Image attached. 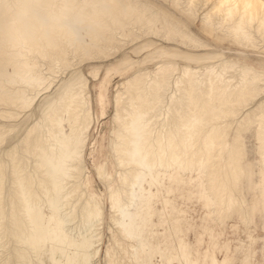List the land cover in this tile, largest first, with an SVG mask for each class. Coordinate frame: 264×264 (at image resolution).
I'll return each mask as SVG.
<instances>
[{"label": "bare ground", "instance_id": "6f19581e", "mask_svg": "<svg viewBox=\"0 0 264 264\" xmlns=\"http://www.w3.org/2000/svg\"><path fill=\"white\" fill-rule=\"evenodd\" d=\"M213 1L0 0V36L17 38L10 46L5 42L6 53L22 48L33 58L39 48L29 49L36 37L47 38L41 46L47 43L45 54L49 46L60 48L53 37L60 27L73 36L72 48L101 30L96 38L104 44L115 37L116 45H107H120L121 51L89 71L69 69L72 62L63 63L55 51L68 72L51 88L45 82L43 90L44 72H30L37 61L27 58L18 70L21 56L10 58L15 69L0 60V106L11 108L0 113V264H100L107 208L116 248L107 250L106 264H254L253 239L234 246L240 233L230 229L264 230V48L238 47L244 39H264V0ZM130 11L147 35L140 42L137 34L139 41L131 39L135 43L124 47L122 39H129L131 25L136 27ZM201 12L207 15L199 18ZM221 17L226 23L217 22ZM75 51L86 61L95 52ZM39 52L41 65L52 58ZM104 69L106 80L112 70L121 78L97 148L102 200L91 186L84 153L102 116L89 79L98 81ZM105 85L97 95L109 92ZM38 89L40 96L39 91L38 97L30 95ZM100 107L103 113L108 109ZM251 129L259 155L258 185L244 153V134ZM188 201L202 206H186ZM200 210L213 229L211 239L198 232L189 242L190 214ZM219 237L225 240L217 242Z\"/></svg>", "mask_w": 264, "mask_h": 264}, {"label": "rangeland", "instance_id": "374dc122", "mask_svg": "<svg viewBox=\"0 0 264 264\" xmlns=\"http://www.w3.org/2000/svg\"><path fill=\"white\" fill-rule=\"evenodd\" d=\"M215 1V0H214ZM213 1V2H214ZM212 2V3H213ZM119 8H120V6H118ZM183 8H184V6H183ZM210 8H212V6H209L208 7V9L206 10L207 12H205V13H207V14H209L210 13V11H211V9ZM208 11H209V13H208ZM125 13H127V11L125 12ZM124 13V15L127 17V16H133L134 18H133V21L130 19V22L132 21L133 22V25H134V23L136 24V27L138 28L139 26H138V22L136 21V17H135V12L134 11H130L129 12V15L128 14H125ZM205 13H203V12H201V14H200V16H198L199 18H201V16L202 17H204V16H206L207 14H205ZM213 13V12H212ZM211 13V14H212ZM205 14V15H204ZM93 20H91V21H93V22H95L96 20H94L95 19V17L94 16H92L91 17ZM129 18V17H128ZM198 19V18H197ZM218 19V18H217ZM220 19V20H219ZM218 20H217V22H219V21H223L224 19L221 17V18H219ZM139 21V20H138ZM221 21V22H222ZM131 22V23H132ZM223 22H225L226 23V21L224 20ZM223 22H222V24H223ZM91 23V22H90ZM97 22H95V24H96ZM93 24V23H92ZM221 24V25H222ZM140 25V24H139ZM219 25V24H218ZM229 25H231L230 24V22H229ZM227 27H228V25H226ZM131 27L133 28L132 30H133V32H132V30H130V33L128 34V36H127V39L128 40H126V38L125 39H122V41L124 42L123 44H121L122 43V41H121V46H131V44L133 45L134 43H135V41H139V36L138 35H140V39H142V40H140V42L141 41H143L144 40V38H145V36L147 35V33L144 31V30H141V28L142 27H139L138 29H136V27H135V25L134 26H132L131 25ZM135 27V28H134ZM157 28H160V27H157ZM226 28V27H225ZM143 29V28H142ZM197 28H195V27H193V30L194 31H198V29L196 30ZM136 30V31H135ZM59 31V32H58ZM63 31V32H62ZM65 29L64 28H62V27H60L58 30H56L55 31V34H54V32H53V37H55V39H56V42L55 43H57V44H59V47L60 48H58V45H57V47H56V49H52V48H50V46L49 47H47V51L48 50H50L49 51V53L48 52H46V54H49V56H51L52 58L51 59H46V60H44V62H43V64L41 65V63H42V60H41V62H40V60H37V56L38 55H36V52H37V54H38V52H39V54L40 53H44L45 54V52H44V50L46 51V47H45V45H47V43H45L46 41H47V38H42L43 40H41L40 38H37L36 37V40L35 41H37L36 43V45H34V46H31V48L29 49V50H31L32 51V48L33 47H36V48H33V52H34V50L35 49H38L35 53H34V56H33V58L35 59V61H34V59L32 58V55H33V53L32 52H30V53H32V54H30L28 51H21L22 50V48H19V49H11L12 50V52H7L6 53V50H8L9 51V46L12 44V42H14L15 40H17V38H15L14 36H12V35H7V36H5V37H2V36H0L1 37V39H4V38H6V37H8V39L6 38V40L7 41H4V40H2V41H0V42H2V44L0 43V48H2L3 47V50H5L3 53L5 54H7V56L6 55H3L2 54V49H0L1 51H0V60L2 59V60H4L3 61V63H6V62H8L9 63V65H11V64H13L14 65V63H16L15 62V60H13V59H15L16 57H12L13 55L14 56H21V60H20V63L18 62V66L15 64L14 66L13 65H11L14 69H15V67H16V69H18V70H22L23 69V64H26V62H27V60L29 59V61L28 62H36L35 63V65H34V69L32 68L33 67V64H31V71L30 72H32V70H33V72H34V74L32 73L31 75L32 76H34L35 75V71H36V76H37V73H38V76H40V74L41 73H46L47 71H49V73L47 72V76H44L45 74L43 73V74H41V78H43L44 79V87H42V90H43V88H47V86L49 87V88H51V84L54 82L55 84H56V80L57 81H61L63 78H62V76H65L66 75V73L68 72V68H67V70L65 69V66H64V69H62V66L63 65H61V63L63 62L62 61V59H64V62L63 63H69L68 64V66L71 64V62H72V64L70 65V66H73V67H69V69H71L72 70V68H73V70H75V69H79L81 66H83V67H81V68H85V70L86 71H89L90 69H89V66H96V67H100V66H102L105 62H109V60L111 61V60H113L114 59V57L116 58V57H119V55H121V51H120V45H119V47L118 46H115V47H117V48H115V47H110L109 45H111V46H113V44L114 45H116L115 43H117V40H115L116 38L114 37V39H112L113 37H111V38H109V36H108V40L106 39V41H108V42H104V44L102 43V41H100L101 39H102V37L101 38H99V40L97 39L98 37H99V35H101V30L98 32V37L96 38V37H94V35L91 37L92 39H90V38H88V37H84V41L85 42H83L84 44H85V46L87 45V46H91V47H87L86 46V48H85V46H83V43L80 45L81 46V48H80V46L79 45H77V44H74L73 46V48H74V50H73V48H72V46H70L69 44H70V41L71 42H73V36H71V33H67V34H70V36H68L65 32ZM103 31V30H102ZM134 31H135V33H134ZM141 31V32H140ZM144 33H143V32ZM219 32H220V30H219ZM57 33V34H56ZM104 33H105V31H104ZM104 33H102V34H104ZM133 33H134V35H133ZM139 33H141V34H139ZM142 33H143V35H142ZM223 33L227 36V35H229V33L228 32H226V31H223ZM58 34H60V36L58 35ZM66 36H65V35ZM130 34H131V36L132 37H130ZM135 34L137 35L136 37H135ZM145 34V35H144ZM218 34V33H217ZM58 35V36H57ZM63 35V36H62ZM64 36L66 37V38H64ZM143 36V37H142ZM59 37V38H58ZM67 41L68 39V44L66 43V41L64 40V39ZM97 39V40H94V39ZM138 38V39H137ZM0 39V40H1ZM39 39V40H38ZM62 39V40H61ZM131 39L133 40H135V41H131ZM167 39V38H166ZM9 40V41H8ZM11 40V41H10ZM14 40V41H13ZM45 40V42H43V43H45L44 44V48H43V50L41 49L42 47V41H44ZM127 42H126V41ZM236 40H240V41H243V39L241 38H236ZM244 40H246L245 41V43L244 44H240V43H242V42H239V44L240 45H242V46H244V45H246V46H244V47H242V46H238V47H241V48H243V50H245L246 52L248 51L247 50V48L246 47H253V45H255L256 47H259V48H264V39H263V37L262 36H260V35H257V37L256 38H254V40L253 41H250V40H247V39H244ZM112 41H114V42H112ZM128 41H129V44H127L128 43ZM4 42V43H3ZM5 42H7V44L9 45H7ZM9 42V43H8ZM125 42H126V44H125ZM61 43H62V45H61ZM65 43V44H64ZM97 43V44H96ZM107 43L109 44V43H111V44H109V45H107ZM5 44V46H3ZM99 44V45H98ZM101 44H103V45H101ZM238 44V45H239ZM8 47H7V46ZM33 45V44H32ZM38 45V46H37ZM39 45H40V47H39ZM56 45V44H55ZM65 45H69L71 48H72V50H71V48L69 49H65V48H67ZM101 45V46H100ZM106 45V46H105ZM2 46V47H1ZM48 46V45H47ZM62 46V47H61ZM79 46V47H78ZM83 46V47H82ZM95 46H97V47H95ZM124 46V47H125ZM4 47H7V49L6 48H4ZM52 47V46H51ZM101 47V48H100ZM105 47V48H104ZM63 48V49H62ZM84 49V51L85 52H88V53H90L91 55H92V53L94 52V53H96L97 55H95L94 53H93V55L95 56H91V55H89V56H91L90 58H89V60H88V58H87V61H86V58L85 59H80V56H77V54H78V52L79 51H75L76 49H78V50H80L81 51V49ZM88 48H90V50L88 49ZM95 48H96V50H95ZM110 48V49H109ZM119 48V49H118ZM21 49V50H20ZM62 49V50H61ZM65 49V50H64ZM113 51H112V50ZM13 50H14V52H15V54H14V52H13ZM68 50V51H67ZM99 50H100V52H99ZM104 50H105V53H104ZM117 50H119V51H117ZM200 50V52L202 51V49H199ZM199 50H198V53L199 54H202L203 53V51H202V53H200L199 52ZM219 50V49H218ZM218 50H216V51H218ZM221 50V49H220ZM219 50V51H220ZM51 51H53V52H51ZM55 51H57V52H59V54L61 53V57H62V59L61 60H59L60 59V57L58 58V56H57V52H55ZM83 51V50H82ZM82 51H81V54H82ZM101 51H103L102 53H101ZM112 51V52H111ZM114 51H116V52H114ZM28 52V53H27ZM66 52V53H65ZM76 53V55H75V53ZM106 52H107V54H106ZM110 53H113V54H110ZM43 54V55H44ZM45 54V55H46ZM64 54V55H63ZM67 54H68V56H67ZM70 54V55H69ZM81 54H79V55H81ZM85 54V53H84ZM123 54V53H122ZM28 55V56H27ZM36 55V56H35ZM42 55V56H43ZM55 55V56H54ZM64 57H63V56ZM66 55V56H65ZM74 55V56H73ZM106 55V56H105ZM112 55V56H111ZM115 55V56H114ZM118 55V56H117ZM30 56H31V58H30ZM41 56V55H40ZM88 56V57H89ZM97 56V57H96ZM3 57H4V59H3ZM58 58V60H57V58ZM66 57H68L67 59H66ZM103 57V58H102ZM104 57H105V59H104ZM109 57H110V59H109ZM129 57H131V56H129V55H126V58H129ZM7 58V59H6ZM10 58H13V59H10ZM28 58V59H27ZM93 58H97L96 60L95 59H93ZM102 58V59H101ZM99 59V60H98ZM104 59V60H103ZM135 59V58H134ZM1 60V61H2ZM13 60V61H12ZM71 62H70V61ZM6 61V62H5ZM11 61L12 62H14V63H11ZM59 61V63H56V62H58ZM62 61V62H61ZM85 61V62H84ZM61 62V63H60ZM82 62V63H81ZM88 62H89V64H88ZM11 63V64H10ZM44 63H46L45 65H47L48 64V66H50V67H48V66H46V67H48V68H52V69H54L53 71H52V69L51 70H48V68H46V67H43L42 68V66L44 65ZM92 63V64H91ZM19 64H21V65H19ZM58 64V65H57ZM60 64V65H59ZM86 64V65H85ZM36 65H38V67H39V69L38 68H35V67H37ZM85 65V66H84ZM53 66V67H52ZM54 66H57V67H54ZM67 66V65H66ZM79 66V67H78ZM21 68V69H20ZM41 68V69H40ZM37 69V70H36ZM116 69V68H115ZM9 70H10V68H9ZM38 71V72H37ZM41 71V72H40ZM46 71V72H45ZM51 71H52V73H51ZM29 72V73H30ZM39 72H40V74H39ZM51 73V74H50ZM106 73H108V70H106V69H104V70H102L101 71V77L99 78V80L98 81H95L94 79H92V77L89 79L90 81H92L91 82V92H92V94H93V102H94V104H95V107H96V109H98V111L99 112H101V114H102V116H101V120H100V122L97 124V126L96 127H94L93 128V131H92V134H91V138L92 139H90V144H89V147L86 149V152L84 153L85 154V159H86V167H87V169H88V174H89V176L91 177V186H92V188H94L95 189V191L97 192V194L100 196V198L102 199V200H104V197H105V189H104V187H103V185L99 182V179L97 178V173H96V171H95V166L100 162V159L101 158H99L100 156H99V153H98V150H97V148H99V144H100V142H99V138H100V136L104 133V131H105V125H106V123L110 120V115L112 114V110H113V104H112V101H111V93H112V90H113V88H114V86L116 85V83L120 80V74H118V73H116L114 70H112V76H111V80H106V78H105V74ZM88 74V73H87ZM203 76H205L204 74H203ZM87 77H90V75L88 74L87 75ZM49 82H48V81ZM45 82H47V86H46V83ZM109 82V83H108ZM54 83H53V86H54ZM102 83H106V87H107V89L109 90V92L108 91H106L105 93H103V95L102 96H99V95H97V90L99 89V86L102 84ZM6 85V84H5ZM53 88V87H52ZM37 91H41V89L39 90H36L35 92L37 93H35V92H33V93H30V95H38L39 93L37 92ZM1 93V92H0ZM41 95V92H40V94L38 95V96H40ZM38 96H36V97H38ZM106 105L107 106V110H106V112L105 113H103V111H102V109H101V105ZM5 107V108H4ZM4 107H2V106H0V113L1 112H4L5 111V109H6V107H8V106H4ZM4 108V110H2ZM10 108V107H9ZM7 111H8V108H7ZM7 111H5V112H7ZM11 111V108L9 109V111L8 112H10ZM66 124V123H65ZM64 124V130H66L65 132L66 133H69V128H68V124H66L65 125ZM244 153L246 154V165L247 166H252V168H253V174H252V179H253V184L254 185H258L259 184V182H260V175H259V155H258V149H257V140H256V132H255V130L254 129H251V130H249L247 133H245L244 134ZM195 174H193L192 176H194ZM146 188L148 189V185L146 184ZM245 189H244V194H245V196H246V198H247V200L248 201H250L251 200V197H250V194H249V191H248V188H247V186H246V184H245V187H244ZM186 206H202L201 205V203H197V202H193V201H188L187 203H186ZM46 214H47V216H50V212L49 211H47L46 212ZM111 216H112V212H111V210L109 209V208H107V214H106V225H105V229H104V235H103V238H102V242H100L99 243V246L100 245H102V246H100L101 247V249H100V254L101 255H99V263L100 264H106V252H107V250H113V249H115L116 247H115V244H114V241H112L113 239H112V234H111V232L108 230V223H110V218H111ZM203 216H204V212L203 211H192V213L190 214V218H189V220H188V227H189V233L187 234V240L190 242H193V240H194V237H195V233H204L205 234V236H206V238L207 239H211V236H209V233H213V229L212 228H210V227H208L207 225H205V223H204V220H202V218H203ZM190 224H191V226H190ZM194 226V227H193ZM106 228H107V230H106ZM231 228V227H230ZM239 230H241L240 228H239V226H237L236 227V229L234 230V229H230V232L232 233L233 231H236V233L239 235V233H240V241H238V242H235L234 243V246H241V244H244V243H250L251 242V239H253L252 241H253V245H252V249L254 250V255H255V258H254V260H253V263L254 264H264V230H262L261 228H258V230L257 231H255L254 230V228H252L251 229V233L250 234H247V233H242V230H241V232L239 231ZM195 231V232H194ZM206 232H207V234H206ZM198 235V234H197ZM214 235H217V233H214ZM218 236V235H217ZM234 237H236V236H234L233 234H226V236H225V238H234ZM225 238H220L219 237V240H217V242L219 241V242H221V241H223V240H225ZM112 239V240H111ZM214 242H216V241H214ZM216 242V243H217ZM218 256H219V258H222L223 257V254L222 253H219L218 252Z\"/></svg>", "mask_w": 264, "mask_h": 264}]
</instances>
